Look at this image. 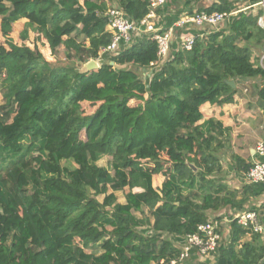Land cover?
Returning <instances> with one entry per match:
<instances>
[{
    "label": "trees",
    "instance_id": "1",
    "mask_svg": "<svg viewBox=\"0 0 264 264\" xmlns=\"http://www.w3.org/2000/svg\"><path fill=\"white\" fill-rule=\"evenodd\" d=\"M108 1L0 0L6 37L0 92L8 88L0 111V264H152L176 256L171 236L196 233L210 210L244 207L247 200L237 201L236 192L211 176L222 169L231 127L217 118L200 121L205 103H232L239 83L251 80L264 132V65L250 46L264 44L263 10L240 11L227 29L160 62L148 37L112 57L100 55L112 39ZM117 2L135 21L151 7L150 0ZM232 6L218 0L198 10ZM23 18L52 56L64 46L67 61L16 43L10 33ZM90 59L100 65L83 70ZM152 68L148 80L137 72ZM37 154L44 157L37 161ZM104 156L111 168L98 164ZM231 162L237 173L254 163L235 153ZM157 174L165 176L160 189ZM249 188L254 196L264 192V184ZM122 190L124 203L116 195ZM230 227L215 264H264L262 235L237 222Z\"/></svg>",
    "mask_w": 264,
    "mask_h": 264
},
{
    "label": "built area",
    "instance_id": "2",
    "mask_svg": "<svg viewBox=\"0 0 264 264\" xmlns=\"http://www.w3.org/2000/svg\"><path fill=\"white\" fill-rule=\"evenodd\" d=\"M150 1V10L140 21H135L119 6L108 8L107 30L112 34V39L101 49V56L112 57L125 50L136 39L148 37L157 43L158 59L164 62L169 57H173L178 50H191L198 38L219 30L237 13L252 7H260L263 10L259 22L264 24V0L241 9H231L230 12L184 10L173 23L168 25L159 20L157 13L158 8L165 6L168 0ZM95 61L100 65L98 59ZM255 149L259 156L264 157V140L259 141ZM242 175L246 183L264 184V160L254 161L251 168ZM232 222L260 233L264 238V217L258 209L233 208L219 216L209 217L206 222L199 225L196 233L171 236L178 248L176 256L170 259L163 258L152 264H215L221 250L229 241Z\"/></svg>",
    "mask_w": 264,
    "mask_h": 264
},
{
    "label": "crops",
    "instance_id": "3",
    "mask_svg": "<svg viewBox=\"0 0 264 264\" xmlns=\"http://www.w3.org/2000/svg\"><path fill=\"white\" fill-rule=\"evenodd\" d=\"M172 0H168V3ZM178 7L174 4L170 6L169 8L165 9L167 6V3L165 6L159 7L158 10L164 9L161 12L158 13L159 20L162 22H165L166 25L169 24V21L172 20L175 15L177 14V11H180V9H183L187 4H183L181 0H178ZM172 18V19H171ZM26 19V18H25ZM27 20V19H26ZM45 49L50 50L49 44L47 43V46ZM51 52V51H50ZM260 64L264 65V60L262 59L260 61ZM253 81L248 80L245 83H251ZM255 91L256 86L253 88ZM252 99V101L250 100ZM257 96L256 92L255 95H250L246 90H244L242 93L238 92L235 95V100L232 103H226L223 105H217V104H211V103H205L202 107V112L204 113V118L200 122H203L205 119L209 118H217L223 122V124L226 127H231V142H230V149H229V155L231 152L232 154H239L242 157H244L247 161H256L261 160L262 156H259L256 153V146L253 144V139L258 135L259 131L258 129H263V111L258 105L256 104ZM231 155L227 156L223 155L225 161H226V177L225 180L222 182L229 189L236 192V200L240 201L242 198H247V200L244 203V208H251L254 207L259 210L261 215L264 217V192L261 194L254 196L252 194V190L249 188L251 185L246 183L243 178V173L239 174L237 173L231 162ZM100 165V164H99ZM156 176H159L162 178L161 182L156 184L154 182V186L158 189L162 187V184L165 180V176L162 174L154 175V178ZM134 191H142L141 188H135ZM124 201H119L121 203H124ZM230 207V209L233 208H242V207ZM229 209V210H230ZM148 210H146L147 212ZM137 215L140 217L143 215L139 212H137ZM250 236H247L245 240H249Z\"/></svg>",
    "mask_w": 264,
    "mask_h": 264
},
{
    "label": "rangeland",
    "instance_id": "4",
    "mask_svg": "<svg viewBox=\"0 0 264 264\" xmlns=\"http://www.w3.org/2000/svg\"><path fill=\"white\" fill-rule=\"evenodd\" d=\"M177 1V0H175ZM183 4H187L188 9H193L194 11L200 9V8H207V7H210L212 4H214L216 1L218 0H199L198 2H193L191 0H181ZM221 1V0H219ZM224 1V0H222ZM227 2H232L233 3V6H232V10H237V9H241L243 8L245 5H247V0H225ZM108 6L111 7V6H118V2L117 0H109L108 1ZM183 8V10H184ZM192 10V11H193ZM28 20H26L25 18L21 19L20 21H18L14 26H13V30L12 32L10 33V37L18 44L20 45H23V46H30V47H33V46H37L38 48L40 47L41 50L43 51V53L49 58H57L61 61H67L65 59L66 57V49L65 47L63 46L61 49L58 50L57 52V55L56 57L52 56L51 55V52L48 50V49H45V47H41V38L43 39L42 35L37 33L36 31H34L33 29H31L30 26H28ZM0 24H1V18H0ZM260 24V22H259ZM263 28H264V24H260ZM223 29H227V24H225L224 26L220 27L218 31L220 30H223ZM9 37V36H8ZM5 40H6V37L3 36L2 34V31H1V28H0V41L2 43H5ZM6 44V43H5ZM250 46L252 47V50H253V53H254V60L256 62H259L263 59L264 60V44L261 46V45H256L255 43H251ZM174 51H172L173 53ZM92 60V59H90ZM89 60V61H90ZM87 64V63H86ZM86 64H83L81 67H84ZM126 67H132L131 65H127ZM151 70L153 71V68L146 71L144 69H138L137 72L139 73L140 76L144 77L146 80H148V78L150 77L151 75ZM239 92H243L244 90H246L250 95L254 94L255 95V91L253 89H251V84L250 83H245V82H240L239 85ZM7 90L8 88L7 87H1V92H0V111L2 112L3 110L1 109L2 106L5 105V102H6V94H7ZM252 101V99H250ZM256 104H257V101H256ZM91 109V111H90ZM88 110L90 112H92L94 110V107H91V106H88ZM259 133L258 135H256V137L252 140L253 141V144H255V146H257V143L259 141H263L264 139V132H263V129H258ZM231 146V145H230ZM230 146L226 147L225 150L222 151V158H221V163H222V169L220 170L219 173L217 174H212L211 176L217 178L218 180L220 179V181H224L225 180V173H226V161L223 157L224 153L225 155L227 156H230L231 155V152H230V155H229V149H230ZM36 156V160L39 161L41 158H43L44 156L43 155H40V154H37L35 155ZM110 161H111V157L110 156H104L101 160L98 161V164H100L101 166H106V167H109L111 168V165H110ZM194 165V164H192ZM195 169V165L193 167ZM241 174V173H239ZM209 176V177H211ZM162 180L161 177L159 176H156L154 178V182L156 184L160 183ZM229 189V188H228ZM231 190V189H230ZM112 191V190H110ZM116 195L118 197V201H124L125 200V190H122V191H116ZM98 198L100 200H103L104 199V196H98ZM230 209V207H224L222 208L220 211L218 212H214V211H209L208 212V215L209 217H215V216H219L221 214H224L226 212H228ZM142 230L145 232V234H152V228L150 226H145L142 228ZM94 251L96 252H100V249H93ZM89 251H92V250H89Z\"/></svg>",
    "mask_w": 264,
    "mask_h": 264
},
{
    "label": "water",
    "instance_id": "5",
    "mask_svg": "<svg viewBox=\"0 0 264 264\" xmlns=\"http://www.w3.org/2000/svg\"><path fill=\"white\" fill-rule=\"evenodd\" d=\"M98 66L99 65L97 64V62L94 59H92V60L88 61L87 64L84 67H82V69L86 71V70H89V69H95ZM229 83H230V85L232 87H235V82L233 80L229 81ZM191 166L194 167V165H192V164H191Z\"/></svg>",
    "mask_w": 264,
    "mask_h": 264
}]
</instances>
